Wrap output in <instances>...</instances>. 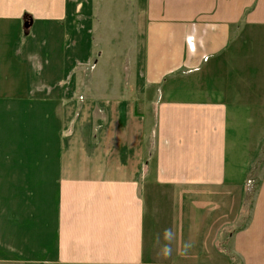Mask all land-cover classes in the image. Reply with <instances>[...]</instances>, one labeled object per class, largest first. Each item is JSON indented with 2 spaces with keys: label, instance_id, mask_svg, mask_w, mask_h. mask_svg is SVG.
Listing matches in <instances>:
<instances>
[{
  "label": "crops",
  "instance_id": "crops-1",
  "mask_svg": "<svg viewBox=\"0 0 264 264\" xmlns=\"http://www.w3.org/2000/svg\"><path fill=\"white\" fill-rule=\"evenodd\" d=\"M69 1L0 0V236L15 232L28 199L23 221L36 214L44 225L27 241L26 263L264 264V167L247 224L230 234L231 252L221 243L227 192L243 189L228 153L230 106L241 114L235 107L264 106V98L251 93L243 103L208 76L203 99L159 97L154 112L140 107L146 90L175 74H208L238 54L250 59L248 89L261 90L264 0H139L135 90L143 99L90 92L86 101L66 97V27L79 23ZM67 105L79 107L68 133ZM35 186L43 206L33 207Z\"/></svg>",
  "mask_w": 264,
  "mask_h": 264
},
{
  "label": "rangeland",
  "instance_id": "rangeland-1",
  "mask_svg": "<svg viewBox=\"0 0 264 264\" xmlns=\"http://www.w3.org/2000/svg\"><path fill=\"white\" fill-rule=\"evenodd\" d=\"M69 3L71 5L75 3L78 7L74 15L71 13V17L76 15L79 23L77 26L66 27L67 68L64 82L67 99L86 101L91 97L90 92L104 96L114 94V98L127 97L132 92L134 97L139 100L143 99L138 90H135V87L138 88L139 82L142 81L143 69L144 10L140 8L139 0H70ZM25 21L29 22V26L25 27L24 23V27L29 30L32 26V19L26 17ZM260 43H256L258 45L256 51L264 49V47L259 46ZM249 48V41L240 43L239 50H248L250 53ZM262 52L263 50L258 55L264 56V52ZM244 53L246 54L247 51ZM223 61L224 63L220 66L214 64L210 69L207 68L208 74L185 69L163 82L159 87L160 90H146L145 101L140 107H147L154 112L155 101L159 97L165 99L177 96L203 99L205 96L204 83L205 87L209 86L207 84L208 76L214 79V84H221L220 86L224 88L231 87V89L225 88L223 90L226 93H231L232 96L234 93L236 97L240 94L243 103L249 101L251 93L259 101L263 100L264 86L257 91L248 89L250 85L249 58H244L238 54L236 57L230 56ZM262 82H264V77ZM233 87L236 89L233 90ZM76 108L79 111L78 106H66L67 133L72 132L76 127L74 119L68 121V114H71ZM230 109L232 110L230 113L232 130L227 143L228 153L232 160L230 163H233L234 166L238 165V169H241L243 189L240 192L236 191V193L227 192L229 198L232 199V201H227L225 209L226 221L229 220L230 222L223 229L221 243L224 244L229 253L231 252L229 249L230 234L242 229L250 218L264 167V106L243 104V106L235 107L241 111V114L234 111L233 106H230ZM257 117L259 118L258 121H255ZM39 120L36 121L35 119V124H39ZM34 142L36 144V140ZM146 142L149 151L152 148L154 150V138L148 137ZM40 157L41 155L34 154L35 160H41ZM149 160L154 161L153 159ZM151 171L152 169H148L147 176L150 175ZM41 195L40 189L35 186L33 207L43 206ZM28 203V199L24 203H20L24 215L18 218L19 224L16 226L15 232H6L0 236L2 241L0 242V264H33L25 262L28 258L26 254L27 241L29 237L34 235L35 230L40 229L44 223L42 224L41 218L37 217L36 214L31 218L33 224L29 225V222L23 221L27 216L26 214H28L27 217L30 216L29 211L32 209ZM223 241L225 242L223 243ZM161 246L166 247L167 245L162 244ZM36 248H39V245ZM191 251V249L184 250L185 254H190ZM161 253H167V250H162ZM188 257L192 258L190 255Z\"/></svg>",
  "mask_w": 264,
  "mask_h": 264
},
{
  "label": "water",
  "instance_id": "water-1",
  "mask_svg": "<svg viewBox=\"0 0 264 264\" xmlns=\"http://www.w3.org/2000/svg\"><path fill=\"white\" fill-rule=\"evenodd\" d=\"M29 26V22L25 21V27Z\"/></svg>",
  "mask_w": 264,
  "mask_h": 264
}]
</instances>
